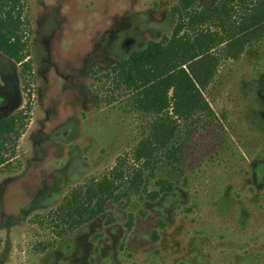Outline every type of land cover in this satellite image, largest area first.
<instances>
[{"label": "rangeland", "instance_id": "obj_1", "mask_svg": "<svg viewBox=\"0 0 264 264\" xmlns=\"http://www.w3.org/2000/svg\"><path fill=\"white\" fill-rule=\"evenodd\" d=\"M218 2L25 0L34 76L13 170L0 173V186L6 184L0 197L61 198L103 176L113 179L116 167L123 174L115 180L119 199L58 241L59 248L87 253L89 264H264V34L234 57L223 55V44L214 49L220 62L202 93L210 111L178 122L185 139L178 159L170 164L160 153L153 169L132 151L154 116L137 111L128 91L114 89L107 70L117 61L112 53L122 51L118 32H134L143 43L159 39L175 22L173 6L199 12ZM215 25L214 18L195 24L210 31ZM137 168L142 179L135 189ZM158 179L171 188L150 199ZM28 221L34 239L52 237L50 225Z\"/></svg>", "mask_w": 264, "mask_h": 264}, {"label": "trees", "instance_id": "obj_2", "mask_svg": "<svg viewBox=\"0 0 264 264\" xmlns=\"http://www.w3.org/2000/svg\"><path fill=\"white\" fill-rule=\"evenodd\" d=\"M246 2L219 0L209 10L200 11L196 16L188 15L185 21L180 14L181 19L176 22L170 37L150 40L143 49L111 67L113 88L128 91L132 106L137 111L154 116L147 135L138 141L132 151L134 160L141 161L143 166L151 165L153 169L160 153L168 158L170 164L178 159V151L185 141L179 135L178 122L192 121L196 113L210 111L202 93L220 62V56L213 52L214 49L223 44L220 48L223 55L234 57L251 37L264 34V0ZM22 10V0H0V23L8 24L0 25V31L8 28L13 33L17 23L27 24ZM176 11L180 12L178 8ZM212 18L216 20L218 30L197 29L195 26ZM183 28L185 32L180 33ZM2 37L3 33H0ZM19 44L17 38L2 47L5 53L15 56ZM113 174V179L103 176L64 196L61 205L72 204V227L103 212L107 201L119 199L115 180H122L123 174L117 167ZM141 179L142 174L137 168L130 184L137 189ZM156 183L158 189L149 194L150 199L169 190L172 184L160 179ZM64 209L63 221L66 223L69 216Z\"/></svg>", "mask_w": 264, "mask_h": 264}, {"label": "flooded vegetation", "instance_id": "obj_3", "mask_svg": "<svg viewBox=\"0 0 264 264\" xmlns=\"http://www.w3.org/2000/svg\"><path fill=\"white\" fill-rule=\"evenodd\" d=\"M22 2V12L27 18L28 23H17V28L13 33L10 32L8 28H4L0 31V33H3V37L0 38V173H8L13 170L10 163L16 156L14 150L16 142L19 139L22 130H24V126L26 125L25 121L28 119L29 96L26 101V89H28L27 85H30V79L34 76L32 44L30 39L31 26L28 18V7L25 4V0H22ZM186 5V3H182L179 7L173 6L171 8V13L175 17V22L172 27L168 28L169 34H162L159 39L152 38L143 43L142 41L136 40V34L134 32H128V30L118 32L116 46L122 51L112 53L118 55L116 57L117 61L125 59L132 53L143 49L150 40L157 41L161 40L163 37H170L173 33L176 22L181 19L180 14L184 21L187 19L188 15L196 16L199 14L200 11L192 12L186 8ZM176 8H178L180 12H177ZM53 14L56 15L55 13ZM52 22L53 21H49V23ZM0 25L8 24L0 23ZM184 32L185 28L180 31V33ZM17 38L20 41L17 48L18 51L15 56H10L5 53L2 46H7L10 41H15ZM123 52L124 55L122 56L121 53ZM111 67L107 69L110 72H112ZM102 75L105 77L107 74L104 72ZM18 133L19 135H17ZM11 139H13L12 142H10ZM4 184L5 182H2L0 188L5 187L6 184ZM38 199H40V202H36L35 204L34 201ZM57 200L58 202H56ZM64 200V196L59 198L56 195L51 196L48 192L42 194V197L31 199L28 203H26L21 197L1 196L0 264H74V260H79L81 264H89L87 253H77L73 249H70V247L69 249H63L62 247L59 248V246L62 245L59 244V242L68 238V236L73 234L74 230L94 220L104 211L74 228L72 227V204L69 203L64 207L61 205ZM109 201L105 203V207ZM49 206H54L53 210H48L46 213L42 212L43 214L37 212L29 213L32 208H43L44 210ZM64 208H66L67 216H69L66 223L63 221L65 212ZM27 218L29 220L28 224L30 225H39L37 222L41 225H50V230L52 229L50 231L52 237L48 240L43 238H37L38 240H36L33 237L38 236V234H27L26 232H28V230L25 227ZM26 234L29 235V238L35 240L32 244H26V241L28 240L25 238L27 236ZM46 257L47 259L49 257L48 261L45 260Z\"/></svg>", "mask_w": 264, "mask_h": 264}]
</instances>
